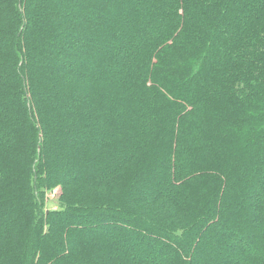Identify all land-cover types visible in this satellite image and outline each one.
I'll return each mask as SVG.
<instances>
[{
    "label": "trees",
    "instance_id": "16d2710c",
    "mask_svg": "<svg viewBox=\"0 0 264 264\" xmlns=\"http://www.w3.org/2000/svg\"><path fill=\"white\" fill-rule=\"evenodd\" d=\"M0 264H264V0H0Z\"/></svg>",
    "mask_w": 264,
    "mask_h": 264
},
{
    "label": "rangeland",
    "instance_id": "374dc122",
    "mask_svg": "<svg viewBox=\"0 0 264 264\" xmlns=\"http://www.w3.org/2000/svg\"><path fill=\"white\" fill-rule=\"evenodd\" d=\"M60 188L56 187L53 190H50L46 193L45 196V203L42 207L43 210H48L51 208H57V205L59 204V201L57 199V196H59Z\"/></svg>",
    "mask_w": 264,
    "mask_h": 264
}]
</instances>
